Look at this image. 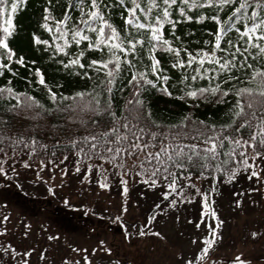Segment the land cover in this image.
Returning <instances> with one entry per match:
<instances>
[{
    "label": "snow or ice",
    "instance_id": "snow-or-ice-1",
    "mask_svg": "<svg viewBox=\"0 0 264 264\" xmlns=\"http://www.w3.org/2000/svg\"><path fill=\"white\" fill-rule=\"evenodd\" d=\"M19 3L23 0H12L9 7L7 0H0V69L10 72L9 65L15 56L9 44L12 13ZM114 4L121 9L122 30L112 22ZM177 4L178 18L172 15L173 6ZM61 9L59 18L53 15L55 8L51 0L42 9L43 28L51 35L52 55L63 53L67 57L66 48L71 43L79 46L86 41V49L97 51L98 58L82 62L85 50L78 49L71 59L62 58L60 63L66 69L87 67L90 71L77 74L89 78L91 86L87 91H75L66 96L53 91L41 69L36 68V82L45 86L51 102L47 107L27 92L0 86V112L14 114L8 121L0 119V153L3 154L0 159L7 161L8 145L14 146L13 154L21 147L29 149L27 155L36 153L38 148L47 149L48 145L35 137L38 129L58 131L52 123L54 120H63V127L69 130L76 125L78 134L72 135L69 131L64 141V147L70 148L76 156V171L80 164L85 165L86 171L95 166L106 180L104 174L115 169L122 177L131 173L148 187H161L159 195L164 207L159 203L152 206L160 215L177 204L191 203L198 195L201 216L207 218L202 221L207 233L200 237L201 247L194 259L177 255L181 264H216L212 250L221 238L219 229L223 223L212 206L211 195L216 188L211 185L209 191H202L192 177L198 173L197 180L211 177L215 181L218 175L234 180L237 173L243 172L246 178H256L264 184L261 175L264 172V0H70L68 5L62 4ZM186 9L209 11L211 14L207 18L216 25L210 32L211 39H204V46L194 50L177 43L175 35L178 22L194 19ZM5 12L8 15L3 20ZM195 19H205L204 12L198 11ZM165 25L172 32L171 39L164 35ZM33 39L50 45L47 39L41 41L35 35ZM158 50L168 56L171 68L184 73L178 79L179 99L185 102L214 99L225 103V98H230L224 122L209 124L193 119L190 113L176 123L164 125L160 122L143 99L149 88H159L168 96L174 94L169 90L170 77L164 74L161 60L155 54ZM145 55L147 63L143 59ZM15 62L23 65L24 57H17ZM118 80H123L129 90L123 109L114 99L116 91H124V87H114ZM199 81L206 83L199 85ZM5 97L7 99H2ZM21 113L30 120H44V124L13 132L11 122ZM44 138L47 139L46 134ZM60 144L57 140L53 149ZM94 161L101 163L94 164ZM104 164L110 165V169H105ZM8 171L15 169L9 166L6 171L0 163V175L6 176ZM121 182L127 183L123 179ZM107 186V183H100L102 188ZM247 190L261 189L250 187ZM124 191L127 192L126 186ZM234 203L241 206L240 199ZM195 226L199 228L200 224ZM131 227L133 231L127 232L125 238L147 234L143 227L137 228L135 224ZM151 234L161 235L159 231ZM251 236H257V232L252 231ZM192 242H196L195 237ZM9 251L15 253L16 249L0 246V252L5 255ZM18 255L20 259L16 264H29L25 258L30 255L28 251ZM83 260L90 264L86 254ZM234 264H246V258L236 255Z\"/></svg>",
    "mask_w": 264,
    "mask_h": 264
},
{
    "label": "rangeland",
    "instance_id": "rangeland-1",
    "mask_svg": "<svg viewBox=\"0 0 264 264\" xmlns=\"http://www.w3.org/2000/svg\"><path fill=\"white\" fill-rule=\"evenodd\" d=\"M2 155L0 153V157ZM53 161L50 164L45 162L41 164L39 161L28 160L22 153L11 152H8L6 162L0 159L6 171L9 166L15 169L14 172L8 171L6 176L0 175V213L7 212L3 215V219L7 217L5 219L7 222L12 219V223L22 227L28 225L27 229L35 233L33 241L37 239L48 247L47 250V247L37 245V249L33 250L37 253L29 258L30 264L34 257L53 264L74 260L82 262L84 255L88 256L84 251L85 247H93L94 255L89 257L92 264L95 260L97 264H115V261L119 264H158L159 260L161 264H167V260L170 264H178L177 259L180 257L177 253H184L183 255L194 258L198 252L201 247L200 237L205 235L203 229L205 223L202 221L207 219L201 216L200 200L196 199L198 195L191 203L177 204L175 208L168 209L165 214L160 215L156 214L158 210L153 209L152 206L154 203H159L161 187H148L141 182L140 177L131 173L122 177L115 169L104 174L106 180L95 166L90 171H86L85 165L80 164L79 171H76L73 157ZM110 167L104 164L105 169ZM243 175L244 173L241 172L237 174V179H229L227 182L228 186L235 184L234 195L228 193L220 195L219 198L222 201L219 215L223 223L219 229L221 238L215 245L220 248L218 251L214 250V258L219 264L234 263L236 255H233L238 249L236 247H240V243L249 242L252 231H256L257 236L253 237L251 249L242 250L237 255L246 258L251 264L264 263V184L252 178L254 189L261 190L245 192L247 190ZM261 175L264 176V172ZM122 179L126 180V185L121 182ZM192 179L202 191L206 185H209L206 179L197 180L195 177ZM98 181L107 183L108 186L102 188ZM125 186L127 192L124 191ZM50 192L60 195V198L62 195L72 196L73 202H79V208L74 209L75 216L59 214L61 212L59 207L55 209L58 213L55 215L50 214L45 208L42 209L43 199L50 195ZM241 192L242 196L239 195ZM22 194L27 195V199L24 200ZM239 197L245 199L246 203L251 200L250 206L246 208L241 201V206L237 207L234 201L240 199ZM39 199H41L40 204L37 203ZM49 202L53 207L61 206L60 201L55 198L49 199ZM163 204H160L161 207H164ZM215 206L217 209V205ZM248 208H252V211H247ZM151 211H154L155 219H158L155 226L154 224L149 226L154 231L144 230L147 234L143 237L125 238L126 232L133 231L131 225L142 227ZM117 217L120 219L117 220ZM42 223L54 228L55 224L60 225L56 233L53 232L55 230L46 232L45 235L49 234V237L53 234L52 240L49 241L38 229V224ZM197 223L200 224L199 228L195 226ZM117 224L126 226V232L122 230L118 233L120 228H117ZM156 231L161 235L151 234ZM115 232L118 235L114 234ZM55 234L59 239L55 238ZM193 237L196 238L195 243L192 242ZM34 246L36 245L31 246L29 242L28 247L34 248ZM104 249H110L111 254ZM101 250L103 253H100ZM166 255H168L167 260L163 259ZM221 257H225L226 261ZM111 259L114 261H107Z\"/></svg>",
    "mask_w": 264,
    "mask_h": 264
},
{
    "label": "trees",
    "instance_id": "trees-1",
    "mask_svg": "<svg viewBox=\"0 0 264 264\" xmlns=\"http://www.w3.org/2000/svg\"><path fill=\"white\" fill-rule=\"evenodd\" d=\"M11 2L12 0H7V4L9 7L11 5ZM51 2L53 7L55 8L53 15L59 18V14L62 11L61 5L62 4L68 5L70 3V0H51ZM71 2H74V0H71ZM48 5H49V0H23V3L18 4L16 11L12 13L13 28L11 30L12 34L9 37V44L14 49L15 52L14 61L12 64L9 65L12 71L10 72L7 69H0V86L13 87L14 91H18V92H27L29 95H32L40 99L41 102L44 103L46 107L50 106L51 102L48 99L45 86L40 85L39 83L36 82V73L34 69L36 68L41 69V72L44 74V78L48 86L52 87L53 91H56L58 93H63L66 96H71L73 92L87 91L88 88L91 86V81L89 80V78L77 74L78 72L90 71V70L87 69V67H85V69H66L63 67V65H61L60 60L62 58L65 60L71 59L72 54L75 53L78 49L85 50V57L82 58V62L85 63L87 59L98 58L100 55L95 50H87L86 49L87 42L82 41L81 45L79 46L75 45L73 42L66 48V51L69 52V55L67 57H64L63 53H57L55 56H53L52 55L53 45L51 42V35L47 30L43 28L44 21L42 19L43 16L42 9L43 7H46ZM178 7L179 4L173 6L174 11L172 15L176 18H178V11H177ZM112 11L114 13V15L112 16V22L114 23V26L122 30L123 20L120 18L121 9L114 4V8ZM186 11L189 15H192L194 19L190 21L183 20L181 22H178L175 29V35L176 37H178L177 43H183L190 50H194L196 48L204 46L202 44V41L204 39H211L210 32L216 28V25L214 24V22H212L210 19L207 18L211 14L209 11H206L204 9H199V10L186 9ZM198 11L204 12L205 19L200 21H197L195 19V16L198 13ZM7 15L8 13L5 12L2 19L6 20ZM73 15H75V9H73ZM49 23L52 22L49 21ZM29 25L31 26V28H29ZM163 31L165 37L171 39L172 32L168 25L164 26ZM0 34H2V29H0ZM133 34L135 35L136 33L133 32ZM33 35L38 37L41 41L45 39L49 40L50 45L45 46L42 43L35 42L33 39ZM137 47L139 48L140 46L138 45ZM155 54L157 55L158 59L161 60V66L165 69L164 74L170 77L168 81L170 85L169 90L173 91L174 94L172 96H168L163 91H160L159 88L157 89L149 88L144 94L143 99L146 101L147 106H149L150 109L155 113V116L159 118L162 124L167 125L169 123H176L178 119L182 118L183 115H187L189 113L192 115L193 119L204 120L209 124H211L212 122H216L217 125H219V123L225 121L226 113L228 112V108L231 102L230 98H225L226 100L225 103L216 102L214 99L209 101H199V100L193 101L189 99L188 102L179 99L180 93L177 92L176 90L179 89L181 85L178 83V79L182 78L184 73L180 69L171 68L170 63L168 62V56L166 54L159 52V50ZM19 56L24 57L23 65H20L19 63L15 62L16 58ZM143 59L145 63L149 62L148 57L146 55L143 57ZM3 62L6 63L7 61L4 60ZM93 75L95 76L99 74H93ZM9 80L10 83H8ZM205 83L206 81L198 82L199 85H203ZM194 86H197V84L194 83ZM114 87L115 88L124 87V91L123 92L116 91L114 97L116 104L119 105L121 109H123L124 102L128 98L129 90L127 87L124 86L123 80H118L117 85ZM2 99H7V98L5 97ZM67 102L68 101H65V103ZM11 115L14 114L5 115L3 112H0V119L8 121L9 116ZM11 123L13 127V132H15L16 130H23L25 128H30L34 124L43 125L44 120H40V121L30 120L27 117H25L23 113H21L19 116H16ZM52 123L57 126V128L59 129L58 131L55 129L48 130L46 128L38 129L39 134L35 137L41 143L47 144L48 145L47 149L38 148L36 153L27 155L26 153L29 152V149H24L21 147L17 150L16 154L22 153L28 158V160L30 159L33 162L43 161L46 164L48 163L50 164L54 162L53 160L61 159L65 155L67 157H73L76 161V156L74 152L70 148L66 149L64 147V141L67 140L69 131H71L72 135L78 134L75 132L76 125H72L71 129L69 130L63 127L64 125L63 120H54L52 121ZM81 131H83V129H81ZM45 134L47 135V139L44 138ZM57 140H60L61 144L57 146L55 149H53V145L56 144ZM13 147L14 146L12 145H8L9 152L13 153L12 151ZM95 162H100V161H95ZM240 173L241 172L237 174ZM196 175H198V173L194 174L193 177L196 178ZM242 177L245 179L244 184L246 190L249 189L250 187L251 188L255 187L253 179L246 178L245 174ZM203 179H206L207 182H209V185L208 186L206 185L203 191H209L211 185H214L216 188V191L211 195V201L214 210L217 212L218 217L221 219L219 215V207L220 204L222 205V201L219 200L220 195L223 194L226 195L228 193L234 195L233 192L236 191L235 184L232 185L230 184V186H228L227 182H229L228 181L229 179L223 175H218L215 181H212L211 177H206ZM245 192H249V191L247 190ZM49 194L50 195H47L45 199H43V205L41 206L42 209L45 208L46 211L47 210L50 211V214L55 215L58 214L55 209L59 207V211H61L59 214H65L70 217L75 216L76 210L74 209L79 208L78 205L79 202L77 201L73 202L72 196L62 195L60 198L59 197L60 195L52 194L51 192ZM26 196L27 195L22 194V198L24 200L27 199ZM54 198L55 200L60 201L61 206H56V207L51 206L49 199H54ZM239 198L244 204V206H246V208L250 206L251 200L248 203H246L245 199H243L242 197ZM196 199L200 200V197ZM162 200L163 198L159 197L160 204H162ZM40 202L41 199L37 201V203L39 204ZM215 205H217V209ZM199 208H201V205ZM249 210L252 211V208L247 209V211ZM6 213H7L6 211H2V213H0V246L15 248L16 252L13 253L9 251L7 255H5L3 252H0V264H16L17 260L20 259L18 254L23 253L25 251H28L30 253L29 256L25 257L26 259L29 260L32 254L37 253V251H33L37 249V245L47 247V245H42V243L37 239H34L33 241L32 238H34L35 233H32V231H29L27 229L28 225L25 224L22 227L19 224L17 225L16 223H12V219L10 220V222H7V220L3 219V215ZM148 214L149 215L148 217L146 216L147 219L144 222V225H142V227L144 230H148V232H151L154 230H152L151 227L149 228V226L153 224L155 226V222L158 219H155L154 211L153 212L151 211ZM148 221H151V223H147ZM118 225L119 224H117V228H120V231L118 233L122 232V230H125L126 232L127 230L126 226L122 227L119 225L120 226L119 227ZM203 227L206 234L207 233L206 226ZM38 229L41 231L43 235H45L46 232H49L50 230H55L53 232L56 233V231L60 229V225L55 224V228H54L53 226H49L47 223H42V224H38ZM118 233L115 232L114 234L118 235ZM199 233L200 231L197 232V235H199ZM51 236H53V234ZM54 236H56V234ZM45 237H47L48 239L49 234L45 235ZM55 238L59 239L58 236H56ZM250 238L251 239L249 240V242H246L244 244L240 243V247H236L238 249H236L233 256L237 255L242 250L244 251L251 249V243L252 241H254V238L253 236H251ZM29 242H31V246L32 245H36V246H34V248L28 247ZM219 248H220L219 246H215L213 248L212 250L213 257H214V250L218 251ZM46 249L48 250V247ZM92 250L93 247L91 248L85 247L84 251H86V253L88 254V258L94 255ZM100 253H103V251L101 250ZM109 254H111V251L109 252ZM108 256L111 257V255ZM167 256L168 255H166L163 259L167 260L166 258ZM184 256L188 257V255L187 256L184 255ZM221 258H223V260L226 261L225 257H221ZM177 260L179 261L178 264H181L180 258H178ZM31 261L32 264H53L45 260L41 261V258H37V257L32 258ZM107 261L110 262L114 260L111 259ZM73 262H75V264H85L83 259L82 262H80L79 260H74L71 262L65 261L63 264H73ZM166 263L170 264V261L167 260ZM90 264H92L91 261ZM94 264H97L96 260L94 261ZM115 264H117L116 261ZM158 264H161L160 260ZM217 264H219L218 260H217ZM225 264H229V262ZM246 264H251V263L246 261Z\"/></svg>",
    "mask_w": 264,
    "mask_h": 264
}]
</instances>
